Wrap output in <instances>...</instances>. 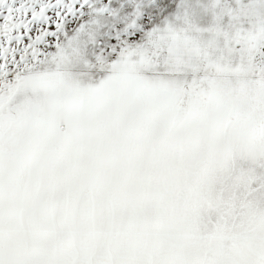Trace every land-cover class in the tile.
<instances>
[{"label": "snow or ice", "instance_id": "6c2138e0", "mask_svg": "<svg viewBox=\"0 0 264 264\" xmlns=\"http://www.w3.org/2000/svg\"><path fill=\"white\" fill-rule=\"evenodd\" d=\"M0 264H264V0H0Z\"/></svg>", "mask_w": 264, "mask_h": 264}]
</instances>
